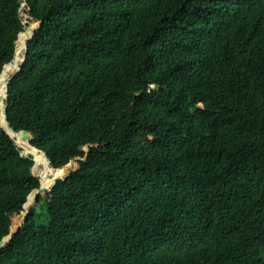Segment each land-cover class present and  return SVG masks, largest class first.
I'll use <instances>...</instances> for the list:
<instances>
[{
	"label": "trees",
	"instance_id": "16d2710c",
	"mask_svg": "<svg viewBox=\"0 0 264 264\" xmlns=\"http://www.w3.org/2000/svg\"><path fill=\"white\" fill-rule=\"evenodd\" d=\"M15 58L8 124L59 175L24 219L0 129V264H264V0H0Z\"/></svg>",
	"mask_w": 264,
	"mask_h": 264
},
{
	"label": "bare ground",
	"instance_id": "6f19581e",
	"mask_svg": "<svg viewBox=\"0 0 264 264\" xmlns=\"http://www.w3.org/2000/svg\"><path fill=\"white\" fill-rule=\"evenodd\" d=\"M32 28L31 24L26 27V32H29ZM24 41H21L23 43ZM19 44V45H20ZM18 45V46H19ZM17 58L14 59V62L10 67L5 68L4 72L0 75V124H3L4 129H7L10 134L15 138L17 144L27 152L31 153L35 157V168L41 178V189H46L51 186L55 177L59 175L58 170L53 169L51 167L49 161L47 160L45 154L35 149L33 146L27 143L26 137L22 136L21 132H15L5 118V101L4 97L6 95V83L9 77V74H13L17 67ZM35 193L30 194V198H32Z\"/></svg>",
	"mask_w": 264,
	"mask_h": 264
},
{
	"label": "water",
	"instance_id": "95a60500",
	"mask_svg": "<svg viewBox=\"0 0 264 264\" xmlns=\"http://www.w3.org/2000/svg\"><path fill=\"white\" fill-rule=\"evenodd\" d=\"M24 24H25V27H27V26H29L31 23H30L29 21H25ZM35 28H36V26L33 25L32 33H33V31L35 30ZM25 42H26V41H25ZM25 46H26V44H25ZM23 57H24V53H23ZM22 60H23V58H22ZM21 62H22V61H21ZM21 62H20V64H21ZM20 64H19V65H20ZM18 67H19V66H18ZM18 67H17V68H18ZM3 70H4V69H3ZM3 70H2L0 73H2ZM13 73H14V72H13ZM7 83H8V81H7ZM7 90H8V87H7V85H6V96H7ZM6 105H7V104H6V102H5V118H6V121H7V116H6ZM7 122H8V121H7ZM0 129H4V128L0 125ZM5 130L7 131V133H8L11 137H13L7 129H5ZM19 132H21L22 136L28 138V131H27V130L21 129V130H19ZM15 142H16V140H15ZM16 144H17V142H16ZM29 144H30L31 146H33L30 142H29ZM17 145H18V144H17ZM33 147H34L35 149H37V150H40V149H38V148L35 147V146H33ZM40 151H42V150H40ZM42 152L45 154L44 151H42ZM45 156H46V154H45ZM48 161H49V163H50V165H51V167H52V163H51V161H50V160H48ZM32 170H33V169H32ZM68 172H69V170H68L64 175H62V176H65ZM33 173H34V175L38 176L34 171H33ZM62 176H59V177H62ZM57 178H58V177H57ZM55 180H56V179H55ZM55 180L53 181V183L51 184L50 187H48V188L42 190V189L40 188V186H39L37 189H34V190H32V191L29 193L28 198H27V200H26V202H25V204H24V212H22V214H21V216H22L24 219H25L26 214H27V212H28V210H29V208H30L31 202L34 201L35 198H36V194H37L38 192H40V191H44V190H47V189L51 188L52 185L54 184ZM31 193H35V195H34L32 198H30V194H31ZM30 201H31V202H30ZM28 202H30V204H28ZM17 229H18V226L12 228V229L9 231V233H8L5 237H3V239L0 241V246H2V245L5 243L6 240L10 239L11 236L17 231Z\"/></svg>",
	"mask_w": 264,
	"mask_h": 264
},
{
	"label": "rangeland",
	"instance_id": "374dc122",
	"mask_svg": "<svg viewBox=\"0 0 264 264\" xmlns=\"http://www.w3.org/2000/svg\"><path fill=\"white\" fill-rule=\"evenodd\" d=\"M0 125L4 128L3 124H0ZM20 147H21V146H20ZM21 148H22L21 151H22L24 154H27V152L23 149V147H21ZM73 162H74V161H73ZM73 162H71L70 165H72ZM33 168H34V165H33ZM33 168H32V169H33ZM35 209L37 210L38 213H40L41 215L44 216V207H43L42 202H37V203L35 204Z\"/></svg>",
	"mask_w": 264,
	"mask_h": 264
}]
</instances>
